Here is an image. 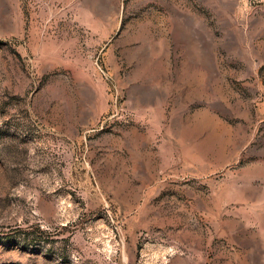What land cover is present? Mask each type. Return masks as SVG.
Masks as SVG:
<instances>
[{"label":"rangeland","instance_id":"obj_1","mask_svg":"<svg viewBox=\"0 0 264 264\" xmlns=\"http://www.w3.org/2000/svg\"><path fill=\"white\" fill-rule=\"evenodd\" d=\"M0 264H264V0H0Z\"/></svg>","mask_w":264,"mask_h":264}]
</instances>
